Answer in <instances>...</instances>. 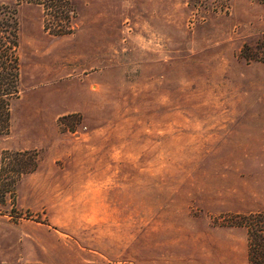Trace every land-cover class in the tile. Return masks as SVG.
Listing matches in <instances>:
<instances>
[{
  "label": "rangeland",
  "instance_id": "374dc122",
  "mask_svg": "<svg viewBox=\"0 0 264 264\" xmlns=\"http://www.w3.org/2000/svg\"><path fill=\"white\" fill-rule=\"evenodd\" d=\"M263 34L264 0H0L7 264H250Z\"/></svg>",
  "mask_w": 264,
  "mask_h": 264
},
{
  "label": "trees",
  "instance_id": "16d2710c",
  "mask_svg": "<svg viewBox=\"0 0 264 264\" xmlns=\"http://www.w3.org/2000/svg\"><path fill=\"white\" fill-rule=\"evenodd\" d=\"M245 49H246V51L249 52L248 55H246V57H248V59H250V60L252 58H254V59L258 58L259 56H264V34L258 39V45L256 47L255 52H254V49H252V48L246 47ZM244 54H245V52H244ZM0 113H2V114L4 113L3 120H0V134L6 135L7 134V130H8L7 125H8L9 113H10L9 104H7L4 101H0ZM1 125H3V126H1ZM2 132H4V133H2ZM15 156L20 158L23 155L22 154L20 155V153H18ZM17 157H16V159H17ZM241 220H242L241 225L246 227L247 232H248L249 263L250 264H258L256 262L257 258H258V249L256 248L255 245H253V241H255L256 239L259 238L258 234L260 232L264 233V226L262 225L263 227H261L262 229H260V231H259L260 227H259L258 223L256 221H254V219H252L250 217L249 218L248 217L247 218L244 217ZM262 253H263V259H264V244H263Z\"/></svg>",
  "mask_w": 264,
  "mask_h": 264
},
{
  "label": "built area",
  "instance_id": "2783aa9c",
  "mask_svg": "<svg viewBox=\"0 0 264 264\" xmlns=\"http://www.w3.org/2000/svg\"><path fill=\"white\" fill-rule=\"evenodd\" d=\"M51 10V6H48V10ZM64 7L61 6V7H58L57 6V12H56V15L52 16L51 15V12L50 14L47 13L45 16H44V19H43V22H44V25H46V29H47V33L55 30V27L57 25H59L60 23H62L63 21H65L67 18L64 14ZM78 122H74V131H72L73 133H75V128L77 126ZM63 126L66 128L67 131L70 132V129L68 128V126H66L65 124H63Z\"/></svg>",
  "mask_w": 264,
  "mask_h": 264
},
{
  "label": "crops",
  "instance_id": "0c3cea01",
  "mask_svg": "<svg viewBox=\"0 0 264 264\" xmlns=\"http://www.w3.org/2000/svg\"><path fill=\"white\" fill-rule=\"evenodd\" d=\"M37 145H29V144H21L16 146V150L18 151H24L29 149L36 148ZM6 231H7V225L4 222H1L0 220V264H7L6 259Z\"/></svg>",
  "mask_w": 264,
  "mask_h": 264
}]
</instances>
